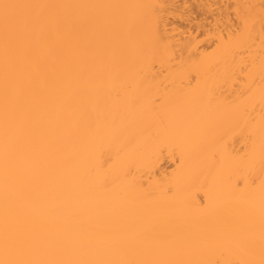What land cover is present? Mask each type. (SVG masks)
<instances>
[{
  "label": "bare ground",
  "instance_id": "6f19581e",
  "mask_svg": "<svg viewBox=\"0 0 264 264\" xmlns=\"http://www.w3.org/2000/svg\"><path fill=\"white\" fill-rule=\"evenodd\" d=\"M262 261L264 0H0V264Z\"/></svg>",
  "mask_w": 264,
  "mask_h": 264
},
{
  "label": "snow or ice",
  "instance_id": "6c2138e0",
  "mask_svg": "<svg viewBox=\"0 0 264 264\" xmlns=\"http://www.w3.org/2000/svg\"><path fill=\"white\" fill-rule=\"evenodd\" d=\"M3 7H4V9L6 10V11H5V21H6V22H10V21L13 20L14 18H13V17H10V16L8 15V13H7V9H9V8H15V7H21V6H19V5H7V4H5V5H3ZM262 264H264V261H262Z\"/></svg>",
  "mask_w": 264,
  "mask_h": 264
},
{
  "label": "rangeland",
  "instance_id": "374dc122",
  "mask_svg": "<svg viewBox=\"0 0 264 264\" xmlns=\"http://www.w3.org/2000/svg\"><path fill=\"white\" fill-rule=\"evenodd\" d=\"M194 16L197 17V16H199V15H198V14H195ZM197 18H198V17H197ZM198 19H199V18H198Z\"/></svg>",
  "mask_w": 264,
  "mask_h": 264
}]
</instances>
